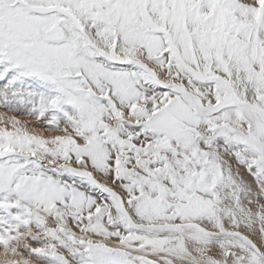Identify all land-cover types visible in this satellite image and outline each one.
Masks as SVG:
<instances>
[{
  "label": "snow or ice",
  "instance_id": "obj_1",
  "mask_svg": "<svg viewBox=\"0 0 264 264\" xmlns=\"http://www.w3.org/2000/svg\"><path fill=\"white\" fill-rule=\"evenodd\" d=\"M0 264H264V0H0Z\"/></svg>",
  "mask_w": 264,
  "mask_h": 264
}]
</instances>
